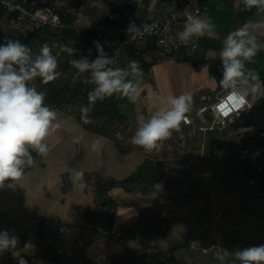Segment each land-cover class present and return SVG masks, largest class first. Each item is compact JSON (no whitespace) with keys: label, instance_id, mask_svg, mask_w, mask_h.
Listing matches in <instances>:
<instances>
[{"label":"crops","instance_id":"crops-1","mask_svg":"<svg viewBox=\"0 0 264 264\" xmlns=\"http://www.w3.org/2000/svg\"><path fill=\"white\" fill-rule=\"evenodd\" d=\"M185 1L47 0L63 19L70 22L74 32L84 31L87 35L84 39L87 47L81 52V59L91 63L102 55L110 58L112 63L105 70H125L128 73L125 79L138 83L141 91L135 102L121 93L105 97V103L99 100L102 115L96 117L94 114V118L90 115V109L87 118L91 122L87 124L81 119L84 114L81 112L83 103L81 101L80 106V100L77 99L79 96L73 95L68 99L61 96L45 98V104L57 111V119L53 123H58L60 127L55 132H50L42 141L48 146V154L41 156L36 150L29 148L34 164L31 167L24 166L23 177L19 181H5V186L0 188V231L8 230L18 238L15 249L0 252V264H13L15 254L26 256L31 264H35L36 257L39 261L41 258L51 264H67L75 244L79 242L83 246L85 243L82 239L89 234L86 227L91 225L88 221L91 220L90 213L99 204L101 206L102 197L107 195L105 182L124 181L152 159L150 154L153 151L147 152L141 150V147L133 145L132 148L119 142L122 140V132L114 123L121 120L122 124L134 126L135 134L141 122L146 123L161 107H170L168 97H178L181 94L192 95L193 103L186 115L195 118L198 111L209 105L213 98L217 99L224 89L220 84L223 73L220 52L228 33L247 24L250 32L256 36L257 43L264 45V11H258L256 7L250 11L244 10L242 0H202L207 12L200 18H210L217 27L214 32H205L202 37H193L188 42L197 45L195 51L165 53L158 47L154 37L136 45L131 31L163 13L178 9ZM14 19L15 15L6 11L0 14L2 38L5 33L16 39L21 38L20 35L27 36L28 29H23L18 24V27L14 26ZM185 23L183 21L179 27L174 28V36L179 41L177 33L183 31ZM107 28L112 30L107 31ZM54 30L56 29H51L56 34L54 36H33L35 45L47 43L52 46L59 42L58 46L69 44L70 48V37L73 40L71 48L74 49V33ZM133 60L139 62L142 76L132 72L129 62ZM244 68L246 76L248 70H254L253 74L259 77L256 83H260L261 91H264V48L257 51L251 62L244 61ZM248 79L251 80V77L248 76ZM84 101L89 108L87 98ZM106 104L111 108L107 106L104 109ZM111 123L113 128L109 131ZM185 131L203 135L213 134L215 131L224 132L226 141L237 143L236 149L243 153L241 161L247 159L253 164L264 163V96L253 102L241 118L229 123L224 129L216 128L215 125L213 130L204 134L196 125L186 126L181 123L179 132ZM97 140L99 150L93 151L92 142ZM238 155L235 152L230 157ZM202 159L201 156L186 157L183 163L200 166ZM251 170L264 182V167H253ZM75 171L84 173L82 181L75 179ZM66 172L71 177L67 182L63 176ZM252 181V186L255 187V180ZM81 183H85L86 187L81 189ZM119 186L124 187L121 184ZM259 191L264 195V186ZM113 194L111 192L110 196ZM55 232H59L66 248V253L58 251L64 256L60 261L52 255L54 243L50 244L49 251L46 244V240L52 239ZM203 239L200 238L197 244L205 243L206 240ZM219 239L211 242L212 251L219 249Z\"/></svg>","mask_w":264,"mask_h":264},{"label":"rangeland","instance_id":"rangeland-1","mask_svg":"<svg viewBox=\"0 0 264 264\" xmlns=\"http://www.w3.org/2000/svg\"><path fill=\"white\" fill-rule=\"evenodd\" d=\"M42 31L36 35L28 28L27 36L20 35L21 38L13 40L28 46L34 60L43 43L35 45L33 36L56 35L49 29ZM68 38L72 46L73 40ZM58 43L49 45L57 59L58 79L45 85L40 77H35L26 83L38 92H45L46 99L53 96L68 99L79 91V104L81 106L82 101L81 107L87 108L84 100L96 87L91 82V70L81 73L74 68L69 63L77 60L74 52L69 54L60 47L69 44L58 46ZM13 67L18 70L17 65ZM104 99L101 101L105 103ZM215 101L213 98L209 105ZM107 106L109 104L103 108ZM90 113L94 117L92 110ZM122 123L121 120L114 123L122 132L119 142L132 147L130 141L135 128ZM112 128L111 123L108 130ZM223 133L215 131L203 135L174 131L161 142L163 146L159 150L150 154L149 161L166 168L165 177L158 184L149 186L146 182H138L118 187V181L105 182L107 195L102 197L101 206L90 211L91 220L88 221L91 225L86 227L89 234L81 238L85 243L83 246L79 242L75 244L67 264H240L231 255L218 259L217 253L224 250L232 253L264 244V195L259 191L264 182L251 170L264 167V163L241 161L243 153L236 149L237 143L227 142ZM235 152L239 155L231 158ZM193 156H201L202 165L183 163L186 157ZM252 180H255V187ZM111 192L114 194L110 196ZM58 233L46 240V244L49 251L50 244L54 243L52 255L60 261L64 256L58 251L66 253V248ZM200 238H204L205 243L197 244ZM217 238H220L219 249L212 251L211 242ZM40 261L36 257L35 264H51L41 258Z\"/></svg>","mask_w":264,"mask_h":264},{"label":"clouds","instance_id":"clouds-1","mask_svg":"<svg viewBox=\"0 0 264 264\" xmlns=\"http://www.w3.org/2000/svg\"><path fill=\"white\" fill-rule=\"evenodd\" d=\"M242 2L246 11L253 7L264 11V0ZM216 27L210 18L189 15L183 31L177 33V36L187 46L193 37L199 38L205 32H214ZM223 44L220 52L223 63L220 84L227 94L218 107L227 116L231 112L251 107L253 102L264 96L261 84L256 83L258 75L253 74L254 70H248L246 76L244 68V61L251 62L252 57L264 45L257 43L256 36L250 32L247 24L229 32ZM60 47L69 54L75 51L67 46ZM97 47H100L98 42ZM30 53L31 49L19 40H8L0 44V188L5 186V181H19L23 177L24 166L31 167L34 164L29 148L36 150L41 156L48 154V146L42 141L50 132H55L60 127L58 123H53L57 119V111L45 104V92H38L35 87H29L26 83L35 77H40L45 85L56 81L60 76L57 72V59L47 43L40 48L39 55L34 60ZM69 63L81 73L91 70V82L96 85L88 94L90 107L81 108L84 114L81 119L86 124L91 122L87 113L97 100L121 93L135 102L140 95L139 84L126 80L128 73L125 70H105L112 63L106 56L102 55L91 63L86 59L71 60ZM14 65L18 66V70ZM129 65L133 73L143 75L138 61H130ZM192 103L191 94L168 97L170 107H161L146 123L141 122L135 135L131 137V143L147 152L159 150L163 146L161 142L171 137L173 131L180 130L182 122L189 123L186 114L190 112ZM91 147L93 151H98L99 141H93ZM73 175L76 180H83V172L75 171ZM79 187L83 189L86 184L81 183ZM17 244L18 238L15 235L8 230L0 231V252L15 249ZM229 255L240 264H264V244L237 249L232 253L224 250L217 253V258L223 260Z\"/></svg>","mask_w":264,"mask_h":264},{"label":"built area","instance_id":"built-area-1","mask_svg":"<svg viewBox=\"0 0 264 264\" xmlns=\"http://www.w3.org/2000/svg\"><path fill=\"white\" fill-rule=\"evenodd\" d=\"M0 7L8 14L15 15L13 23L20 25L23 29L30 28L33 32L45 29L68 30L72 28L71 25L63 21L57 10L50 4L34 0H0ZM206 12L207 8L203 5L202 0H186L178 9L163 13L151 21L143 23L131 33L134 35L137 46L147 38L154 37L158 47L165 53H189L195 51L197 45L188 43L185 46L184 43L175 38L174 28L179 27L183 21H186L189 15L202 17ZM106 30L111 31L112 28H107ZM125 32L128 33L129 31ZM10 37L9 33H5L1 44L6 43ZM226 94V90L223 89L213 104L202 107L195 118L187 115L189 123H182L186 126L196 125L202 133L207 134L214 129L215 125L216 128L224 129L229 123L241 118L248 107L239 112H231L227 116L223 115L218 105ZM63 176L66 182L68 179L71 180L68 172ZM251 184H253V181H251ZM13 264L31 263L26 256L15 254L13 255Z\"/></svg>","mask_w":264,"mask_h":264},{"label":"trees","instance_id":"trees-1","mask_svg":"<svg viewBox=\"0 0 264 264\" xmlns=\"http://www.w3.org/2000/svg\"><path fill=\"white\" fill-rule=\"evenodd\" d=\"M48 4V3H47ZM0 9H2L4 12L5 10L3 8L0 7ZM61 18L63 19L64 17H62V15H60ZM64 22H66L67 24H69L70 22L66 19H63ZM70 25V24H69ZM51 30V29H49ZM62 31H69L70 33H74L75 36V47H74V58L77 60H80V54L83 51V49H85L87 47L86 42L84 41V39L87 37V35L84 33V31H78V33L74 32L73 29H68V30H62ZM41 31H34L33 34H38L41 33ZM10 40H13V38L11 37ZM2 41V36H0V44ZM77 93H79V91H76ZM77 93H75L74 95H78ZM87 101H88V105H89V100L87 97ZM90 106V105H89ZM100 107L101 104L99 102V100H97L95 102V104L93 106H91V110L92 112L95 114L96 117H100L102 115V112L100 111ZM165 172H166V168L160 165H155L152 161H148L146 163H144L143 165H141L136 173H133L130 177H128L127 179H125L124 181L121 182H116L118 184L121 185H129L132 186L138 182H146L147 185L149 186H153L155 184L160 183L164 177H165ZM114 183V184H116ZM107 207V206H106ZM104 226V225H103Z\"/></svg>","mask_w":264,"mask_h":264},{"label":"water","instance_id":"water-1","mask_svg":"<svg viewBox=\"0 0 264 264\" xmlns=\"http://www.w3.org/2000/svg\"><path fill=\"white\" fill-rule=\"evenodd\" d=\"M34 1H38V2H42L44 4H47V0H34ZM126 187H128V185H126Z\"/></svg>","mask_w":264,"mask_h":264}]
</instances>
